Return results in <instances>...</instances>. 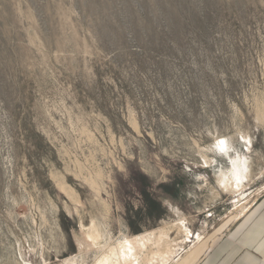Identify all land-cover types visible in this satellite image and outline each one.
Returning a JSON list of instances; mask_svg holds the SVG:
<instances>
[{
	"label": "rangeland",
	"instance_id": "1",
	"mask_svg": "<svg viewBox=\"0 0 264 264\" xmlns=\"http://www.w3.org/2000/svg\"><path fill=\"white\" fill-rule=\"evenodd\" d=\"M262 195L264 0H0V264H168Z\"/></svg>",
	"mask_w": 264,
	"mask_h": 264
},
{
	"label": "crops",
	"instance_id": "2",
	"mask_svg": "<svg viewBox=\"0 0 264 264\" xmlns=\"http://www.w3.org/2000/svg\"><path fill=\"white\" fill-rule=\"evenodd\" d=\"M175 257L168 264H264V195Z\"/></svg>",
	"mask_w": 264,
	"mask_h": 264
},
{
	"label": "clouds",
	"instance_id": "3",
	"mask_svg": "<svg viewBox=\"0 0 264 264\" xmlns=\"http://www.w3.org/2000/svg\"><path fill=\"white\" fill-rule=\"evenodd\" d=\"M224 142L222 141L221 144H223ZM221 151H223V148L221 149Z\"/></svg>",
	"mask_w": 264,
	"mask_h": 264
}]
</instances>
